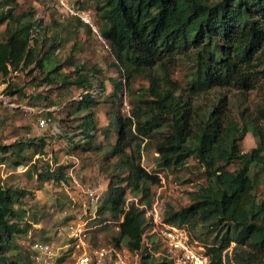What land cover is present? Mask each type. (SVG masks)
<instances>
[{"label":"trees","instance_id":"obj_1","mask_svg":"<svg viewBox=\"0 0 264 264\" xmlns=\"http://www.w3.org/2000/svg\"><path fill=\"white\" fill-rule=\"evenodd\" d=\"M96 12L102 23L100 33L123 77V85L130 84L142 72L155 67L166 70L179 58L193 56L195 72L188 85L195 94L233 84L247 88L255 62L264 56V0H101ZM5 22V40L0 43V76L35 61L40 68L51 63L49 53L36 60L37 39L31 44L32 33L39 26L35 20L14 16L12 8L0 13V24ZM49 49H57L55 40ZM82 71L76 68L68 84L83 89L79 97L87 108L94 99L89 78ZM67 79L63 77L64 82ZM156 80L149 78V86L144 90L147 98H134L131 116L122 118L114 112V122L104 132L107 137L116 133L111 155L117 158V179L125 184H110L107 198L97 209L99 217L108 213L115 222L122 218L119 232L112 237L114 246L123 244L129 251L138 252L141 264L151 259L141 244L145 230L143 214L132 204L126 207L125 202L127 193L143 202L150 186L158 185L160 178L141 165L139 150L130 155L126 151L131 148L135 133L150 137L166 127L168 131L155 145L157 166L181 168L188 158L194 157L204 167L206 184L191 195L188 206L178 210L165 206L164 221L189 228L200 223L217 230L220 239L215 238L211 246L205 247L211 264H264V193L261 198L257 195V174L264 172V131L243 121L234 133L231 124L224 123L218 114L223 99L198 116L199 123L192 129L179 99L167 88L159 87ZM118 100L122 101V97ZM84 124L90 126L82 131L89 139L85 145H90L93 125L90 120ZM250 131L257 145L242 152L239 143ZM231 164H236V168L229 170ZM47 175L56 182L67 180L61 172ZM26 195L25 190L0 185V264H30L7 255L16 249L15 236L26 233L15 221L19 217L16 205Z\"/></svg>","mask_w":264,"mask_h":264},{"label":"rangeland","instance_id":"obj_2","mask_svg":"<svg viewBox=\"0 0 264 264\" xmlns=\"http://www.w3.org/2000/svg\"><path fill=\"white\" fill-rule=\"evenodd\" d=\"M99 1L0 0V13L13 8L14 16L36 21L39 26L33 31L31 40L33 45L37 39L36 60L45 58L49 53L51 62L40 68L35 61L27 67L11 71L7 76H0V146L3 147L0 150V185L27 192L16 205L19 217L15 220L26 233L13 239L16 249L7 253L10 258L19 257L33 264L31 255L23 246L29 242L58 244L61 238L58 231L71 221L87 219L90 211L102 206L109 194L110 184L125 185L117 179V158L111 155V148L117 140L116 133L107 137L104 132L112 126L114 112H119L122 118L130 117L134 98H147L144 90L149 86V78L156 77L159 87L167 88L171 95L179 99L187 111L192 129L199 123L198 116L223 99L218 114L224 123L231 124L234 133L238 132L237 127L243 121L264 131V56L255 62L247 88L233 84L195 94L188 85V79L195 72L193 56L179 58L166 70L155 67L142 72L130 84L125 82L126 85H123V77L114 66L109 48L99 42L88 26L66 13V8L89 11L100 32L102 23L96 12ZM6 27L7 22L0 24V43L5 40ZM54 40L57 49L51 52L49 47ZM261 50L264 51V43ZM54 67L57 68L55 72ZM76 68H82L88 76L91 94L98 91V94L94 93V102L87 108L79 97L83 89L68 84L74 78ZM66 76L68 79L64 82L63 77ZM8 88L13 94H8ZM120 97L122 101L118 100ZM41 118L47 122L44 128L39 127ZM85 120H90L93 125L90 145H85L89 139L82 133L90 127L82 125ZM167 131L166 127L161 128L150 137L135 133L136 137L126 154L139 150L141 165L146 171L159 175L160 183L150 186L143 203L150 205L158 201L163 208L170 205L178 210L188 206L191 195L206 184V172L194 157L188 158L181 168L157 166L155 145ZM239 145L242 152H249L256 147L257 139L250 131ZM235 168L236 164L228 166L229 170ZM50 172H61L67 180L56 182L48 179L47 173ZM40 175L44 177L40 178ZM257 175L260 184L257 195L261 198L264 172ZM93 189L100 194V203L96 206L87 201L86 190ZM127 195L137 197L130 193ZM108 215L105 213L92 224H101L103 217ZM188 229L192 241L203 250L211 246L215 238L221 237L217 230L212 231V227L200 223ZM115 235L113 225L105 224L91 230L89 238L97 247H110L114 246L112 237ZM149 239L154 243L152 238ZM231 246L234 248L235 245ZM154 248L155 251L159 248L156 243ZM59 254L63 257L51 264H75L72 253L59 251ZM158 261L157 257H151L146 264ZM130 263H135V260ZM136 264H141L140 258Z\"/></svg>","mask_w":264,"mask_h":264},{"label":"built area","instance_id":"obj_3","mask_svg":"<svg viewBox=\"0 0 264 264\" xmlns=\"http://www.w3.org/2000/svg\"><path fill=\"white\" fill-rule=\"evenodd\" d=\"M62 5L66 8V5ZM66 13L73 15L82 24L88 26L99 42L109 48L95 26L89 11L66 8ZM46 124V119H39L40 128H44ZM86 193L88 194L87 201H91L92 205L96 206L100 203V194L97 189L86 190ZM128 204H132L143 214L145 230L142 234L141 244L151 257H157L159 262H166L167 264H211L205 250L197 247L196 243L192 241L190 230L186 225L176 226L164 221V208L158 201L145 205L139 201L138 197L127 195L125 206L127 207ZM89 214L87 219L79 218L77 221H71L59 230L58 236L61 238L56 245L55 242H29L23 246L27 248V254L31 255V262L33 264L54 263L55 259L63 257L59 254V251H63V253H72L75 264H131V260H135L133 264H136L137 259L140 258L138 252H131L123 246L97 247L90 242L89 233L100 225H113L114 231L118 233V224L122 222V218L115 222L109 215L104 216V221L97 225L92 224L99 217L97 210L94 209ZM149 238H152L154 243L158 245L157 251H155L154 243Z\"/></svg>","mask_w":264,"mask_h":264}]
</instances>
